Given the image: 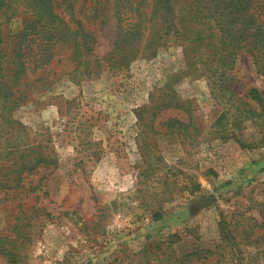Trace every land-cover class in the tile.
I'll list each match as a JSON object with an SVG mask.
<instances>
[{
	"label": "rangeland",
	"instance_id": "rangeland-1",
	"mask_svg": "<svg viewBox=\"0 0 264 264\" xmlns=\"http://www.w3.org/2000/svg\"><path fill=\"white\" fill-rule=\"evenodd\" d=\"M52 1L92 27L98 2L113 15L114 0ZM154 1L127 60L16 108L0 99V236L14 239L0 264H264V75L248 48L223 75L214 18L181 21L173 0L164 19ZM35 7L6 0L9 54ZM102 28L98 57L116 36Z\"/></svg>",
	"mask_w": 264,
	"mask_h": 264
},
{
	"label": "trees",
	"instance_id": "trees-1",
	"mask_svg": "<svg viewBox=\"0 0 264 264\" xmlns=\"http://www.w3.org/2000/svg\"><path fill=\"white\" fill-rule=\"evenodd\" d=\"M145 1L114 0L113 15L109 12L111 5L98 2L93 8L94 24H100L98 28L86 24L81 18L75 22L67 18L52 0H33L35 11L26 20L23 30L17 34L11 54L6 51L8 40L3 46L5 37L3 34L0 37V99L5 107L16 108L30 99L33 93L52 89L65 76L71 80L98 77L102 68L107 66L102 59L112 60L122 51L125 52L121 58L127 60L128 52H132L136 45L134 36L143 28V22L150 14L144 7ZM154 2L156 15L161 11L164 19H175L177 9L173 0ZM184 4H187L185 8L189 6L190 11L181 15V21L188 14L192 16L191 20L214 18L213 27L219 30L221 38V48L217 55L223 63V75L231 55L243 48L254 53L259 70L264 75V0H186ZM5 9L6 0H0V15ZM113 16L115 22L112 21ZM104 25L110 27V31H115L116 36L112 48L98 57L96 48ZM65 47L69 53L66 58L72 67L59 72L53 64L64 60L60 54ZM36 71L39 73L32 79L30 73ZM252 92L253 97L263 106L264 95L257 88H253ZM173 121L181 127L189 126V122L179 118ZM10 235L4 233L0 236L4 250L6 241L10 244L14 240Z\"/></svg>",
	"mask_w": 264,
	"mask_h": 264
}]
</instances>
